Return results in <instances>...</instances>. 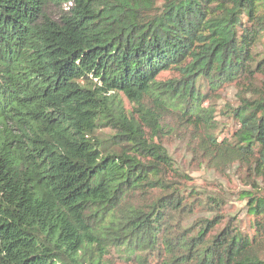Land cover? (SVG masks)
Returning a JSON list of instances; mask_svg holds the SVG:
<instances>
[{"label": "trees", "instance_id": "obj_1", "mask_svg": "<svg viewBox=\"0 0 264 264\" xmlns=\"http://www.w3.org/2000/svg\"><path fill=\"white\" fill-rule=\"evenodd\" d=\"M168 117L247 172L248 222L148 140ZM116 260L264 264V0H0V264Z\"/></svg>", "mask_w": 264, "mask_h": 264}, {"label": "rangeland", "instance_id": "obj_2", "mask_svg": "<svg viewBox=\"0 0 264 264\" xmlns=\"http://www.w3.org/2000/svg\"><path fill=\"white\" fill-rule=\"evenodd\" d=\"M69 6L46 7V13L53 19H59L63 10ZM171 72H163L160 79L166 80L170 77ZM218 96L214 100L206 101L205 105L213 106L218 114L227 107H232L236 103V90L233 87H227L223 91L217 93ZM125 110L129 112L136 111L134 105L130 103L126 97L119 95ZM138 117V114H136ZM229 123V120H222ZM175 121L168 117L165 120L163 129L160 131V138L153 134L151 129H146L149 141H161L167 150L169 157L173 160L175 168L179 173L189 177L186 181L188 187L200 190L206 196L219 195L224 202L222 203V213L232 220L248 222L247 216V200L244 199L245 191L251 190L248 185V176L245 170L238 166L214 168L206 158L200 153L193 151V140L190 132L185 127H176ZM174 174V173H172ZM185 180V179H184ZM206 215L198 212L193 218ZM245 226L246 223L243 222ZM115 264H122L115 261Z\"/></svg>", "mask_w": 264, "mask_h": 264}]
</instances>
